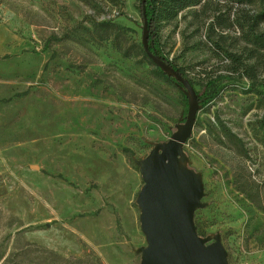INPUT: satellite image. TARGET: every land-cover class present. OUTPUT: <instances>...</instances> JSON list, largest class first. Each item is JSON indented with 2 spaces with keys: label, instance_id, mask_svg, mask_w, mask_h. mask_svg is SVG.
I'll return each mask as SVG.
<instances>
[{
  "label": "rangeland",
  "instance_id": "obj_1",
  "mask_svg": "<svg viewBox=\"0 0 264 264\" xmlns=\"http://www.w3.org/2000/svg\"><path fill=\"white\" fill-rule=\"evenodd\" d=\"M139 2L0 0V264H140L134 159L188 110L141 53ZM251 23L264 32V0H201L157 27L196 91L216 79L184 148L203 172L195 222L222 234L230 264H264V47Z\"/></svg>",
  "mask_w": 264,
  "mask_h": 264
},
{
  "label": "water",
  "instance_id": "obj_2",
  "mask_svg": "<svg viewBox=\"0 0 264 264\" xmlns=\"http://www.w3.org/2000/svg\"><path fill=\"white\" fill-rule=\"evenodd\" d=\"M144 24L142 45L152 62L187 97V114L176 123L177 130L153 147L143 158H135L143 184L136 197L141 230L147 245L138 247L140 264H230L222 234H198L194 219L205 194L203 172L191 167L185 144L195 128L200 109L199 94L189 79L149 48L145 0H141Z\"/></svg>",
  "mask_w": 264,
  "mask_h": 264
},
{
  "label": "trees",
  "instance_id": "obj_3",
  "mask_svg": "<svg viewBox=\"0 0 264 264\" xmlns=\"http://www.w3.org/2000/svg\"><path fill=\"white\" fill-rule=\"evenodd\" d=\"M139 1H140L139 3H141V0ZM244 1H252V0H237L238 3ZM145 2H146L145 3L146 17L148 18V27L150 33L149 48L154 53L158 54L162 59H164L168 64L173 66L178 72H180L181 75L189 79L187 77L186 69L183 66L176 64L172 59H170V57L167 55L165 50L161 47L159 33H157V27L163 18L165 17L169 19L176 18L181 10L191 7L194 4H198L201 2V0H145ZM140 10H141V18L143 19V24H144L145 19L143 18L142 15V3L140 6ZM252 23H254V21ZM112 24L114 23L107 21L103 23V26L109 27L112 26ZM251 26L252 28H250V30H251L252 38H250V41L254 45H259L261 47H264V32L256 33V31L253 28L254 24H252ZM139 48L141 49V53L143 54L145 59H147L149 63L153 64L156 67L158 73L162 77H164L165 80L175 83L173 78L167 76L164 72L160 70L159 67H157L152 62L151 58L146 53V50L143 48V45L141 46L140 44ZM189 80L194 86L193 81L191 79ZM215 81L216 79L210 77L209 82L205 86L206 89L203 90L202 92L197 91V93L199 94V100L201 106L203 107L206 106L209 102H211L212 99L217 97L218 94H216L214 90ZM181 95H183V100L184 103L186 104V110H187V97L182 93V91H181ZM197 231L198 234L206 235L204 231L201 228H199L198 225H197Z\"/></svg>",
  "mask_w": 264,
  "mask_h": 264
}]
</instances>
